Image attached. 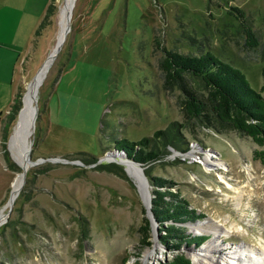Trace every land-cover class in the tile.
I'll return each instance as SVG.
<instances>
[{"label": "rangeland", "instance_id": "obj_1", "mask_svg": "<svg viewBox=\"0 0 264 264\" xmlns=\"http://www.w3.org/2000/svg\"><path fill=\"white\" fill-rule=\"evenodd\" d=\"M50 3L54 14L34 37ZM0 22L4 41L27 46L25 39L32 36L19 56L1 49L0 264H159L170 258L173 251L160 242L158 225L153 230L149 222L150 244L140 242L151 187L146 193L145 181L138 186L125 166L133 162L115 152L113 142L138 141L157 130L168 138L158 142L160 157L144 169L176 183L171 190L203 216L183 227L206 239L180 251L192 260L213 242L220 247L211 253L215 264H225L235 260L230 257L236 253L229 257L228 251L248 247L260 254L248 264L263 263L264 162L254 151L264 148L235 132L201 129L194 135L181 129L177 124L183 117L175 104L179 91H163L158 61L161 48L209 51L239 69L264 96V0H0ZM246 28L256 37L253 47L245 44ZM17 90L23 108L32 96L25 111L21 106L17 127L10 128L4 149L10 168L1 136ZM30 140V158L37 162L32 166L26 165L25 154ZM191 147L205 156L213 152V161H192ZM80 153L97 160L111 153L105 157L121 163L122 177L94 169L97 160L85 163L90 159ZM116 154L124 160L113 158ZM55 157L58 161L42 160ZM218 176L241 191L238 207L236 195ZM9 195L8 202H14L4 220Z\"/></svg>", "mask_w": 264, "mask_h": 264}, {"label": "trees", "instance_id": "obj_2", "mask_svg": "<svg viewBox=\"0 0 264 264\" xmlns=\"http://www.w3.org/2000/svg\"><path fill=\"white\" fill-rule=\"evenodd\" d=\"M54 10L55 7L50 3L34 32V37H38L41 30L48 25ZM241 16V13L236 15L237 19L242 18ZM244 33L246 46H255L257 42L253 32L246 28ZM161 51L163 55L158 61V70L162 89L166 94H172L174 89L179 91L175 104L183 117L182 122L177 124L181 129L194 135L201 129H211L224 135L235 132L264 148V96L261 91H256L250 86L239 69L220 60L209 51L190 54L180 53L176 48L170 50L161 48ZM262 75L264 76V67ZM21 96L22 91L17 90L9 107L1 136L3 150L10 128L15 124L22 106ZM104 125L102 120L101 129ZM164 138H168L167 132L157 130L152 136L143 137L138 141L122 138L113 142L115 150L123 152L127 159L145 166L160 157L158 142ZM5 152L4 150L7 167L13 168ZM80 154L89 157L90 160H84L85 163H94L97 160L94 156ZM254 157L264 162V149L255 150ZM94 169L120 177L123 172L115 163H101ZM144 173L151 187L150 210L159 232H163L159 240L167 250L173 251L170 258L159 264H193L180 248L191 244L197 247L206 237L191 235L186 232L183 224L194 222L203 216L189 208L188 202L180 197L179 191L171 190L176 183L162 177L151 176L147 169H144ZM139 232L142 235L140 242L149 245L150 226L147 218H143Z\"/></svg>", "mask_w": 264, "mask_h": 264}, {"label": "bare ground", "instance_id": "obj_3", "mask_svg": "<svg viewBox=\"0 0 264 264\" xmlns=\"http://www.w3.org/2000/svg\"><path fill=\"white\" fill-rule=\"evenodd\" d=\"M72 6H73V4H72ZM69 13L71 15V11ZM46 61H48V66H50L53 60L49 57ZM42 73L43 72H41L39 74L37 79L42 75ZM33 87L34 86H31V89ZM31 96H32V93H31ZM31 96L28 98L27 103L24 105L23 111H25L27 105L30 103ZM25 154H27L26 150H25ZM208 157L209 156H204V158H203V163L204 164H207V162L211 160V158L209 160ZM113 158L124 160V158H123V156H121V154H119V155L116 154L115 156H113ZM26 159H27V155H26ZM109 161H113V160H109ZM22 162L23 161H21L20 163L22 164ZM26 165H28V166L31 165L32 166V164H30L28 159H27ZM125 166H126V169H127L128 173L134 178V180L138 184V186H143V181H145V180H143L144 178H142L140 170L138 169L136 164H133V163H128L127 164V163H125ZM217 168H220V169H223L224 171H226V169L222 166V164H218ZM246 171H247V174L250 175L249 170H246ZM219 180L222 181V183H224L226 185V187L236 195L234 198L237 199L235 201V204H236V207H238L239 206V198H240V195H241V191L239 190V188L234 187L233 185L229 184L221 176L219 177ZM146 193H147V191H146ZM8 203H10V202H8ZM194 229H196V228L194 227ZM236 249H237V252L228 251V252H230V254L227 255V256L230 257L232 254L236 253L234 257H230L231 259H235V260L234 261H232V260L231 261H223V262H225V264H248V263H252L257 257L260 256V254H257L256 250H254L252 248L250 249L248 247L247 248L246 247H238ZM219 250H220L219 245L216 244V243L211 242V245L207 246L206 248H204L202 250H199L200 252L194 253V255H192V261H193L194 264H215L216 261H215L214 255L212 256L211 253L219 252ZM260 259L263 262L262 264H264V258L261 257Z\"/></svg>", "mask_w": 264, "mask_h": 264}, {"label": "water", "instance_id": "obj_4", "mask_svg": "<svg viewBox=\"0 0 264 264\" xmlns=\"http://www.w3.org/2000/svg\"><path fill=\"white\" fill-rule=\"evenodd\" d=\"M69 17H70V13L67 14V19H66L67 22H66L65 29H64V37H65V35H66L67 31H68ZM63 40H64V38H63L61 41H57V43H56V45H55V48H54L53 52L49 55V57H50L52 60L55 58V56H56L57 53L59 52ZM34 77H35V76H33V78H34ZM33 78H31L30 82L33 80ZM35 101H36V100H35ZM22 108H23V106H22ZM22 108H20V110H19V112H18V114H17V120H16V123H15L16 127H17V125H18V121H19V117H20V112H21ZM35 118H36V107H35V105H34V112H33V115H32V113H31V120H30V121H31V126H30L31 134H33V131H34V122H35ZM12 135H13V134H12ZM12 135H10L9 140L11 139ZM31 146H32V140H30V142H29L28 144L25 145V147H26V153H27L26 155H27V159L29 160L30 164L35 165V164H37V162H36V161H32L31 158H30ZM115 152H118V151L115 150ZM112 153H113V152H112ZM118 153H121L123 156H125L123 152H118ZM108 154H111V153H108ZM108 154H106V155H108ZM106 155H105V156H106ZM105 156H104V157H101V158H98L96 164L108 163V162H109V163H112V162H113V163H115V164L121 165V163H120L119 161H117V160L109 161V160H107V159L105 158ZM42 160L58 161V158L55 157V158H48V159H42ZM131 162H133V161L131 160ZM133 163L136 164L137 167H138V169L140 170L141 176L144 178V180H145V182H146V191H147V193H148L147 186H148L149 184H148L147 179H146V177H145V175H144V173H143V169H144V167H143L141 164H139V163H136V162H133ZM124 170H125V169H124ZM125 172H126V170H125ZM21 176H22V182H21V187H22V185H23V183H24V180H25V176H26V170H23V171H22ZM9 200H10V195H9L8 200H7V203H8ZM13 202H14V201L11 200L10 203L8 204V210H7L6 213H4V216H5L4 220L6 219V217L8 216V214L10 213V211H11V209H12V206H13ZM7 203H6V205H7ZM150 207H151V195L148 193V203H147V205H146V211H147V214H148L147 216H148V219H149V222H150V225H151L152 229H153V230H156V229H157V223H156V221L154 220V217H153V215H152V212H151V210H150ZM191 262H192V260H191ZM192 263H193V262H192ZM193 264H194V263H193Z\"/></svg>", "mask_w": 264, "mask_h": 264}, {"label": "crops", "instance_id": "obj_5", "mask_svg": "<svg viewBox=\"0 0 264 264\" xmlns=\"http://www.w3.org/2000/svg\"><path fill=\"white\" fill-rule=\"evenodd\" d=\"M0 28L3 27V22H0ZM28 40V44L27 46H24L25 44H22L21 46L18 45L17 41H14L13 39H8V40H3V39H0V73H2V71L4 70V61H3V53L4 52H1V49H7L10 51V55H11V52H18V55H20V52H24L27 50V48L29 47L30 45V42L32 40V36L31 38L30 37H26L25 41ZM24 41V43H25ZM13 68V67H12ZM3 81L0 79V82ZM13 82L11 81V84ZM13 100V99H12Z\"/></svg>", "mask_w": 264, "mask_h": 264}, {"label": "built area", "instance_id": "obj_6", "mask_svg": "<svg viewBox=\"0 0 264 264\" xmlns=\"http://www.w3.org/2000/svg\"><path fill=\"white\" fill-rule=\"evenodd\" d=\"M190 151L193 152V154H192L193 157H192L191 160L195 161V162H197L199 164H202V160H203V158L205 156L203 154V152L201 150H199L198 148L194 149V147H191ZM214 155L215 154L213 152L206 153V156H210V157H208V159L210 160V158H211L212 161H213V158L215 157Z\"/></svg>", "mask_w": 264, "mask_h": 264}]
</instances>
